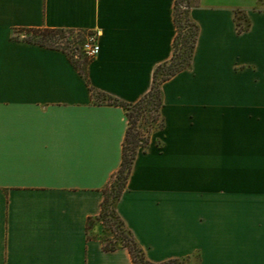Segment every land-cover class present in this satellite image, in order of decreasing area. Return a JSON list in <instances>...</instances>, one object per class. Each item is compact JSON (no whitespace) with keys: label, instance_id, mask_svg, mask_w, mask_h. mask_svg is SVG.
<instances>
[{"label":"crops","instance_id":"crops-1","mask_svg":"<svg viewBox=\"0 0 264 264\" xmlns=\"http://www.w3.org/2000/svg\"><path fill=\"white\" fill-rule=\"evenodd\" d=\"M195 2V1H194ZM196 0L191 66L161 86L116 213L152 263L264 264V9ZM176 0H0V264H134L106 250L126 111L22 29L99 32L89 85L135 104L174 53ZM248 29L239 32L236 13Z\"/></svg>","mask_w":264,"mask_h":264},{"label":"trees","instance_id":"trees-1","mask_svg":"<svg viewBox=\"0 0 264 264\" xmlns=\"http://www.w3.org/2000/svg\"><path fill=\"white\" fill-rule=\"evenodd\" d=\"M192 0H176L174 11V22L176 26V37L174 41V53L171 60L159 65L154 72L153 85L150 92L143 97L139 102L135 104H127L119 102L118 100L109 97L102 93H96V91L89 85L88 79V61L84 58L82 63L74 62L76 68L86 80L92 95H98L110 106H119L126 111L128 118V129L123 145L122 164L119 171L115 174L108 187L104 190V201L102 203L101 220L105 225H108L112 230V226L109 224V218H116L119 221V230L121 232V238L118 245L125 247L129 250L134 264H190L187 259H173L163 263H152L145 257L144 251L132 237V235L126 230L124 223L118 217L115 206L118 200L122 197L124 191L127 188L129 177L132 173L133 165L136 160L139 149H146L150 143V133L147 138H144L140 129L138 128V121L142 115L148 114L154 115L152 123H156L157 127L153 128L154 131H159L164 128V121L161 118L160 110L162 108V95L161 86L163 83L169 81L178 73L188 69L192 64L194 51L198 41L199 27L196 23L190 19V9L192 8ZM262 2V0H260ZM180 6H185L187 9L182 10ZM241 14L240 11L236 13ZM244 19V17H243ZM238 23L239 32H243L248 29L242 28ZM20 32H26L29 36L23 38V41L39 45L44 48L52 50H62L66 53V49L61 48L60 43L64 40H74V34L77 33V38L82 40L84 33L75 32L73 30L64 29H22ZM61 41V42H60ZM72 42V41H71ZM81 42V41H79ZM81 46V43L79 44ZM115 233V231H113ZM118 233V231H116ZM117 246L111 248L105 246L106 250H115Z\"/></svg>","mask_w":264,"mask_h":264},{"label":"rangeland","instance_id":"rangeland-1","mask_svg":"<svg viewBox=\"0 0 264 264\" xmlns=\"http://www.w3.org/2000/svg\"><path fill=\"white\" fill-rule=\"evenodd\" d=\"M196 2V0H192V5ZM226 4H229L230 6H237V5H248L250 3L251 0H223ZM261 8L264 9V0H262L261 3ZM244 12H241V14H238V23L241 24L242 28H246V23L244 22ZM240 26V27H241ZM29 35L26 32H18L16 35H14L15 38L18 39H23L25 37H28ZM78 35L77 33L74 34L75 39L74 40H64V41H60V46L63 49H66V51L68 52V54L72 57V59L77 62V63H82L84 60V55L82 53L81 47H80V40L78 38H76ZM72 41V42H71ZM103 98H97V102H104ZM150 117H148V114L146 115H142L139 118L138 121V128L140 129L142 135L144 136V138H147V136L149 135V132H153L155 127H157L156 123H152V118L154 115H149ZM151 135V133H150ZM109 224L112 226V230L109 228L108 225H105V228L109 231V235L110 238L106 240L105 242V246L111 248L113 246H119L118 243L120 240H116L117 238L120 239L121 238V232L119 230V221L116 218H109ZM113 231H115V233H113ZM116 231H118V233H116Z\"/></svg>","mask_w":264,"mask_h":264},{"label":"built area","instance_id":"built-area-1","mask_svg":"<svg viewBox=\"0 0 264 264\" xmlns=\"http://www.w3.org/2000/svg\"><path fill=\"white\" fill-rule=\"evenodd\" d=\"M182 10H186L185 6H180ZM77 38V37H76ZM100 33L99 32H90L83 35L81 41V50L84 57L88 61L94 60L100 54L101 47L99 43Z\"/></svg>","mask_w":264,"mask_h":264}]
</instances>
